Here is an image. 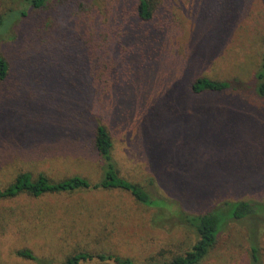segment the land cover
Here are the masks:
<instances>
[{"label": "rangeland", "instance_id": "rangeland-1", "mask_svg": "<svg viewBox=\"0 0 264 264\" xmlns=\"http://www.w3.org/2000/svg\"><path fill=\"white\" fill-rule=\"evenodd\" d=\"M94 1L96 12L78 16L72 31L93 23L95 15L101 19L97 28L112 20L119 0ZM126 2L132 13V2ZM28 7L26 0H0V49L13 68H20L29 48L32 18L15 19ZM156 14L145 27L163 22L166 43L159 63L147 66L135 57L141 68L131 87L138 104L132 113L111 117L108 111L100 118L111 130L123 174L174 206L150 208L122 190L0 198V264H66L83 251L138 264L168 262L198 238L178 220V210L199 214L238 200L264 204V104L247 100L244 92L197 96L189 90L197 76L253 79L263 54L264 0H160ZM30 81L14 74L0 81V188L20 168L53 179L79 174L97 181L102 162L88 133H65L76 128L82 114L73 108L85 99L61 87L41 91ZM60 126L63 132L54 140L37 131ZM261 210L229 219L199 264H250L252 242L264 264ZM21 249L32 250L38 260L20 257Z\"/></svg>", "mask_w": 264, "mask_h": 264}, {"label": "trees", "instance_id": "trees-1", "mask_svg": "<svg viewBox=\"0 0 264 264\" xmlns=\"http://www.w3.org/2000/svg\"><path fill=\"white\" fill-rule=\"evenodd\" d=\"M26 1L28 9L18 11L15 19L32 18L33 26L27 38L29 48L20 59V68H16L15 64L13 68L8 56L0 49V81H8L14 74V77L32 80L29 83L35 84L41 91L61 87L68 96L71 93L85 99L80 106L73 108L82 114L76 116V122L72 119L76 128L73 131L68 128L65 133L68 136L88 133L86 136L91 139L89 145L102 162L101 175L97 181L79 174L53 179L44 171L34 174L20 168L13 181L0 188V198H14L21 193L40 197L49 193L122 190L144 206L158 209L173 207L166 199L153 195L142 183L123 174L115 157L111 130L100 118L103 112L108 111L111 117L132 113L138 104L139 96L131 87L141 68L139 59L135 57H141L147 66L159 63L166 43L164 24L145 25L153 24L159 17L156 13L160 0H130L132 13L126 0H119L115 15L105 27L97 28L101 19L95 15L93 23L96 24L85 21L82 22L83 27L75 31L70 26L78 16L89 17L96 12L94 0ZM261 44L263 54L251 81L197 76L190 83V92L197 96L244 92L247 100L264 104V37ZM69 120L66 121L67 126H71ZM37 131L44 138L54 140L63 128ZM261 209H264V204L250 200L229 201L225 209L199 214L180 209L176 216L196 232V243L168 262L146 264H199L216 246L219 234L229 219H246L258 214ZM17 254L25 259L38 260L30 249H21ZM92 261L138 264L129 257L84 251L70 256L66 264ZM250 264H261L259 247L254 242L251 243Z\"/></svg>", "mask_w": 264, "mask_h": 264}]
</instances>
